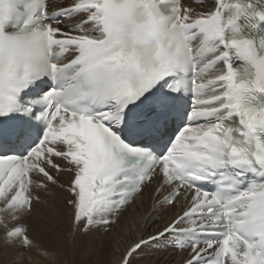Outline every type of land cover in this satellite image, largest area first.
I'll list each match as a JSON object with an SVG mask.
<instances>
[{"label":"snow or ice","instance_id":"1","mask_svg":"<svg viewBox=\"0 0 264 264\" xmlns=\"http://www.w3.org/2000/svg\"><path fill=\"white\" fill-rule=\"evenodd\" d=\"M206 2L0 0V264L47 195L80 249L157 178L188 207L120 264H264V2Z\"/></svg>","mask_w":264,"mask_h":264},{"label":"bare ground","instance_id":"2","mask_svg":"<svg viewBox=\"0 0 264 264\" xmlns=\"http://www.w3.org/2000/svg\"><path fill=\"white\" fill-rule=\"evenodd\" d=\"M70 2L71 0H58L55 7H62L65 3ZM191 3H193L192 0H185L182 4ZM196 6L199 7V4H196ZM204 7H211V0H207ZM59 26L64 27V25ZM212 75L214 73H211L208 78L210 79ZM69 178L67 173L61 176L62 181L65 182ZM158 185L159 179H154L151 184L146 185L143 191L133 198L130 204L111 216L114 225L110 228L111 232L107 239L104 237L106 233H97V240L102 241L103 246L99 248L96 255L93 252L95 258L93 256L92 258L94 261L96 259L93 264H120L121 254L129 244L141 236L146 237L149 234H154L158 227H162L164 223L187 209V201H181L174 206L165 205L163 210L159 209L155 197V188ZM53 205L55 206L53 207ZM154 211L155 214H153ZM154 221H157V223H154ZM106 226L100 227V231L107 228ZM67 232L71 233L69 235V243L66 242ZM29 235L35 245L29 251V254L26 253L29 261H31L29 264H62V262L68 260V253L71 254V252H76L77 250L73 246L74 236L70 212L61 206L60 199L51 194L47 195L41 203L35 206L31 214ZM76 239L80 240V237ZM96 245L98 247L99 243ZM143 255L145 258L138 260L137 264H182V260L187 259L184 251H176L162 245H153ZM84 258L86 259L87 257ZM85 261L83 260V263Z\"/></svg>","mask_w":264,"mask_h":264},{"label":"rangeland","instance_id":"3","mask_svg":"<svg viewBox=\"0 0 264 264\" xmlns=\"http://www.w3.org/2000/svg\"><path fill=\"white\" fill-rule=\"evenodd\" d=\"M192 2L193 3H195V4H199V0H192ZM122 213V212H121ZM114 225V223H111L110 225H107L106 227L107 228H105V229H101V231H100V229L99 228H95V229H93V231L90 233V234H88L87 236H81L80 237V240H82L83 242H84V247L81 249H77L76 250V252L74 251V252H71V254H69L68 253V260H66V262H62V264H68L69 262V264H89L90 262V264H93L95 261H96V259H95V261H94V259L93 258H95V256H93V252H94V255H96L97 254V252L99 251V248H102V246H103V243H101L100 241H99V239L97 240V233L98 232H103L105 235H104V237L107 239L108 238V236H109V234H110V232H111V227ZM108 231V232H107ZM69 232H71L70 230H69ZM71 233H68L67 232V234H66V242L67 243H69V235H70ZM96 236V237H95ZM93 239V240H92ZM97 241V242H96ZM95 243V244H94ZM99 243V246L97 247V245L96 244H98ZM93 244H94V246H93ZM87 245V246H86ZM90 245H92V246H90ZM96 245V246H95ZM97 249H96V248ZM90 249H94V250H90ZM79 250V251H78ZM83 250H85L84 251V253L86 252V250H87V252L84 254L83 253ZM89 250V251H88ZM68 252H69V250H68ZM96 252V253H95ZM26 253H28L29 254V251L28 252H26ZM26 253H24V264H29L31 261H29V258H28V254H26ZM92 253V254H91ZM91 255V257H90V255ZM82 255V256H81ZM73 256V257H72ZM89 256V257H88ZM92 256H93V258H92ZM84 257H87L86 259L84 258ZM74 258V259H73ZM87 259H88V261H87ZM93 259V260H92ZM73 260V261H72ZM75 260V261H74ZM83 260H86L84 263H83ZM108 260H109V258H108ZM27 262V263H26Z\"/></svg>","mask_w":264,"mask_h":264}]
</instances>
